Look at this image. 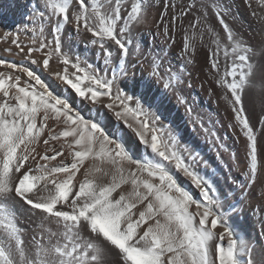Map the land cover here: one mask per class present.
Returning <instances> with one entry per match:
<instances>
[{
    "label": "snow or ice",
    "instance_id": "6c2138e0",
    "mask_svg": "<svg viewBox=\"0 0 264 264\" xmlns=\"http://www.w3.org/2000/svg\"><path fill=\"white\" fill-rule=\"evenodd\" d=\"M171 7L165 33L181 31L185 53L205 51L206 71L243 138L246 179L230 188L243 194L264 174V142L249 115V107H259L264 125V39L253 44L240 36L217 0ZM210 9L219 29L209 23ZM30 16L27 42L19 29L6 34L3 51L12 59L0 56V264H264V252L253 259L252 244L230 223L240 200L195 171L152 104L120 82L134 30L148 22L145 0L130 7L126 0H37ZM37 21L47 27L37 29ZM67 25L91 34L110 76L65 50ZM37 69L54 76L61 91ZM182 78L157 56L140 83L162 84L161 95L177 93L183 102ZM77 99L92 106L87 114ZM93 110L110 112L143 146V156Z\"/></svg>",
    "mask_w": 264,
    "mask_h": 264
},
{
    "label": "bare ground",
    "instance_id": "6f19581e",
    "mask_svg": "<svg viewBox=\"0 0 264 264\" xmlns=\"http://www.w3.org/2000/svg\"><path fill=\"white\" fill-rule=\"evenodd\" d=\"M126 2L129 4V7H130V3L132 2V0H126ZM188 2L189 0H145V5L147 7V12H148V22L134 30L132 44L130 45V53H129V56L125 60V67H126L127 75L124 77H121L120 82L128 85V90L130 94L133 91L143 94L144 101H146L147 104L151 103L152 109L155 112H157V115L160 117V120H161L160 123H163L166 120V118L173 120L174 122L178 123V125H180V128L183 130V133L186 136V138L191 140V138L193 137V134H191L190 132L187 117L185 116L183 107L181 108V107H178L179 105L177 106L178 102L176 98L171 96L172 94L169 95L168 93H164L163 95H161V93L163 92V88L158 87L156 83L154 82H150L144 86H141L140 80L137 81V79L135 80L133 79L134 72H135V75H134L135 77L136 72L137 71L139 72L140 67L142 66L141 58L144 56V53L147 51L146 47L148 45L149 46L152 45V48L156 50L155 53L160 52L158 49L159 39L155 35V32L161 33L160 30L162 29L163 23L165 21L164 16L173 13L174 9L173 7H171V5L187 4ZM217 2L219 3V6L222 8V10H224L225 13L227 12L231 16H233L232 19L233 18L235 19L233 22L235 23L236 21L235 23L236 25H241L240 27H243L245 29L247 28L250 30H257V32L259 30L262 31L264 29V24H262L260 20V17H264V6H261L259 4V1L253 2L249 0H217ZM36 3H37V0H0V56H3L7 59H12L11 56H9L7 53L3 51L4 48L8 47V44L4 42L6 34L12 33L13 35H15V32L19 29L21 40L27 42V40L30 38V35L25 34L24 28L28 27L29 33L32 30L33 25L29 23V21L31 20L30 11L36 5ZM175 10L178 11L179 9L176 8ZM210 15H211V11H210ZM224 19H228V18H224ZM217 23L218 22H216V24ZM40 26L47 27L46 25H41L40 22L37 21L35 27H37L38 29ZM235 29H238V28L236 27ZM48 39L50 40L51 36H49ZM90 41H91L90 33L82 32V33L77 34L76 32H74L72 25H67L62 34V43L64 45L65 50L69 51L70 55H72L73 57L79 56L82 61H86L87 63L91 64L94 68L101 70L102 73L108 72V75L110 76L111 72L108 69H106L102 57L96 54L98 51V47L93 46ZM160 44L162 43L160 42ZM167 54H168V57L167 56L166 57L168 58V61H170V63L173 65L174 64L173 60L177 61L179 54H177L178 56L177 57L175 49H172V48ZM16 59H19V58H16ZM187 64H190V63H187ZM52 66L54 68L63 67L62 65H59L58 62L56 61H53ZM33 67L35 68L36 66L33 65ZM111 67H114V65H109V68ZM37 71L39 74L42 75V78H44L46 82H48L49 85L53 89L57 91H61V86L54 76L50 75L48 72L43 71L41 69H37ZM145 78L147 77L145 76L144 79ZM184 78L186 81L185 84H186V89H187L184 92V96H185L184 105L187 103L193 104L195 103V100H198L199 102L205 99L208 100L209 98L208 95L210 93L208 94V92L204 88H200L198 86V81L196 80L197 77L195 75L192 74L187 77L184 76ZM63 93L65 95H68L71 99H76L74 96H72L71 92L68 89H63ZM205 103L206 101L203 104ZM76 104L77 106L84 108L85 114H87V109L92 107L90 104H87V102H85L84 105H81L78 99L76 100ZM209 105L210 107H212L210 100H209ZM102 111H103V116H97L95 110H93L92 114L94 116H97L98 119H101L102 122L106 124L109 131H116L117 129H119L125 139L127 146L131 150V152L134 155L143 156L145 149L133 137L132 133L128 131L127 128L123 124L118 123L116 121V118L110 112H108L107 110H102ZM40 149H42L41 146H40ZM238 158H239V155H238ZM239 161L240 162H238V165L239 164L240 165L238 166L237 169L235 168L237 171L234 170L231 172V176H233L234 180H236L237 182L242 180L241 171L245 169L244 167L245 165H243L244 164L243 162L245 160L244 161L239 160ZM178 178H179V182L186 189H188L189 191H192L194 195L197 196L198 190H196L194 186L191 185L190 181H188L186 177H183V175L180 174ZM210 183H213L215 188L223 189L226 192H229L230 188L234 186L233 184L226 182L224 171H222L221 174L217 176L210 177ZM258 188L260 189L261 187H259L258 185L257 187L253 188V190H251V192L249 193L248 197L244 199L243 201L242 200L240 201L239 205L237 206V211L234 214H232V218L230 220V223H232L236 227L239 234L242 237H246L252 244L253 250H252L251 255L253 259L255 260H259L260 254L264 252V194L260 195L258 193L259 192ZM237 195H238L237 197H239V195L241 196L242 194L240 191H238ZM21 219L24 220V217L22 216Z\"/></svg>",
    "mask_w": 264,
    "mask_h": 264
},
{
    "label": "rangeland",
    "instance_id": "374dc122",
    "mask_svg": "<svg viewBox=\"0 0 264 264\" xmlns=\"http://www.w3.org/2000/svg\"><path fill=\"white\" fill-rule=\"evenodd\" d=\"M249 1L258 2L259 0H255V1L249 0ZM220 8L221 7L219 6V8H218L219 10L218 9L217 10L218 11L221 10L220 12H222L224 18H228V19H225L226 23H229V26L232 27L233 29H235L237 27L239 30L235 29V31L240 36H242L244 34L242 37H245L244 38L245 40H247V41L250 40L248 42H250V43L253 42V44H256L261 39H264V32H263L264 29L262 31L259 30L258 31L259 33H258L257 30H250L247 28L245 29L243 27H240L241 25L235 24L236 21H235V23L233 22L235 20L234 18L232 19L233 16H231L227 12L225 13L224 10H222V8L221 9ZM210 11H211V15H210ZM171 15H172V13L164 16L165 21L163 23L162 29L160 30L162 35H161V33L155 32V35L159 39L158 40V47H159L158 49L160 52L155 53L156 50L152 48V45H150V46L148 45L146 47L147 51L144 53V56L141 58V61H142L141 65L142 66L140 67L139 72L138 71L136 72L137 77L136 76L134 77V75H135V72H134L133 79L134 80L137 79V81L140 80V82H141L142 80H145L144 79L145 76L148 77V74L151 71L152 60L155 59V56L156 57L159 56L161 58L163 56L162 59L165 61L164 62V68L165 69H167L168 66L171 65V68L173 71L178 68L181 72H183L181 87H179V90H178V94H179V96L182 97L183 102H180L177 100V93H175V94L168 93V94L169 95L172 94L171 96L176 98V100L178 102L177 106L179 105L178 107H181V108L183 107L185 116L187 117V121L189 124L190 132H191V134H193V137L191 138V140L187 139L183 133V130L180 128V125H178V123L174 122L173 120H171L169 118H166V120L160 124L164 127L166 126L165 128H167L176 137V139L178 141V146L182 150L183 155L186 158V161L201 176L208 178V180L210 181V177L217 176V175L221 174L222 171H224L226 182H229L230 184L234 185L237 181L234 180L233 176H231V172L238 168V166L240 165V164L238 165V162H240L239 160H243V161L245 160L243 162L244 163L243 165H245V163H246L243 138L241 137L239 131L233 127V123H234L233 115H232V112H231L229 105L221 98L222 97V90H220L216 87L213 79L211 78V75L206 71V54H205V51L202 48H197L195 51H192L190 49L188 53H185L182 50V39H183V37H182L181 31H179V30L171 31L170 30L167 32V34L165 33L164 26L169 24V21H170L169 19H170ZM209 15H210L208 17L209 23L212 26L216 25L215 27L217 29H219L218 23L216 24V22H217L216 17L213 14V11L211 9L209 10ZM185 23H186V21H185ZM230 23H231V25H230ZM232 24H234V25H232ZM163 31H164V33H163ZM160 42L162 44H160ZM165 44H167V45H165ZM169 45H171L172 47ZM175 45H177V46H175ZM170 47L172 49H175L176 56H177V54H179L178 55L179 57L178 56H177L178 58L176 57L177 61L173 60V62H174L173 65L170 63V61H168V58H167L168 57L167 53L171 50ZM188 60H191V61L193 60V61L190 64H187ZM188 65H190L191 68ZM193 66H195V67H193ZM147 68H148V70H147ZM189 68H190V70H189ZM195 68H196V70H195ZM185 72L187 75L185 74ZM192 74L197 77L196 80L198 81V86L200 88H204L208 92V94L210 93L208 95L209 98H208V100L205 99L201 102H199L198 100H195V103H193V104L187 103L184 105V102H185L184 92L187 90L186 84H185L186 81H185L184 76L187 77V76L192 75ZM198 75H200V76H198ZM152 82H154V81H152ZM182 84H184V85H182ZM156 85L158 87L163 88L162 84H159V85L156 84ZM209 100L212 104L211 105L212 107H210V105H209ZM143 101H144V99H143ZM205 101L207 104L206 103L203 104ZM144 103H145V106L148 105L146 103V101H144ZM246 103H247V101H246ZM182 105H184V106H182ZM151 110L157 115V112H155L153 109H151ZM249 115L251 118V122L256 125L258 140L261 142H264V138H262L260 136V130L264 129V125H261L259 123L260 115H261L259 107H255V108L249 107ZM57 131H58V129H57ZM58 144H60L59 141L58 142L52 141V145L57 147V148L59 146ZM40 146L42 147V149H40ZM44 147L45 146L43 145V143L41 141L37 150L39 149L38 151L43 153ZM238 155H239V158H238ZM60 159H63V157L57 158V160H60ZM53 163H55V162H53ZM241 178H242V180L246 179L245 169L243 171H241ZM260 179H261V181H260ZM257 180H259V181H257L259 184L256 182L257 184H255L254 186H249V189L244 194H242L241 196L239 195V197H237L238 196L237 192L239 190H237L235 193H232L229 190V199H232V197L235 196L240 201L241 200L243 201L244 199H246L248 197L251 190H253V188L257 187L258 185H259V187H261L260 189L258 188V191H259L258 193L260 195L261 194L263 195L264 194L263 193L264 192V186H262V181H264V174H258ZM192 194L194 195L193 192H192ZM194 197H196V196L194 195ZM233 202L235 203V201H233ZM238 205L239 204H237V206Z\"/></svg>",
    "mask_w": 264,
    "mask_h": 264
}]
</instances>
